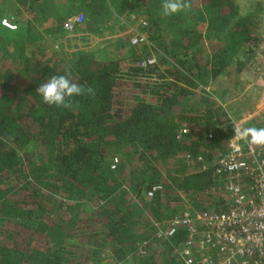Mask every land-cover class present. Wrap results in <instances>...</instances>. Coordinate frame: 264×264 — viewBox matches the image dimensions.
<instances>
[{"label": "trees", "instance_id": "obj_1", "mask_svg": "<svg viewBox=\"0 0 264 264\" xmlns=\"http://www.w3.org/2000/svg\"><path fill=\"white\" fill-rule=\"evenodd\" d=\"M84 1L92 14L106 17L108 0ZM36 2L34 15L44 14ZM109 2L116 17L134 12L154 17L145 30L159 25L163 1ZM190 3V21L181 31L158 27L163 53L144 66L83 52L71 61L32 52L19 71L0 74V264H181L173 252L183 246L184 227L164 238L156 223L186 206H224L211 162L236 127L219 99L194 88L206 83L204 74L216 78L232 73V65L236 72L243 67L233 46L253 40L244 34L255 16H241L236 0ZM2 25L0 33L9 34ZM220 36L223 43L212 41ZM139 45L127 54L138 57ZM159 64L170 81L159 82L165 77ZM132 69L146 70L158 83L137 79ZM68 72L95 95L73 97L71 109L44 103L37 87ZM31 142L35 151L23 147ZM198 154L206 167L197 170L186 158Z\"/></svg>", "mask_w": 264, "mask_h": 264}, {"label": "rangeland", "instance_id": "obj_2", "mask_svg": "<svg viewBox=\"0 0 264 264\" xmlns=\"http://www.w3.org/2000/svg\"><path fill=\"white\" fill-rule=\"evenodd\" d=\"M36 1L41 4L40 7H42L44 14L40 12L39 15H34L33 8L37 5ZM109 1L110 0H108V9L104 11L106 17L101 18L91 13L90 8L85 4L87 2L84 0H0V24L1 20L5 17H10L11 20H17L15 22V27H8V29H6L9 30V34L3 35L7 32L0 33V40L3 41V44L2 42L0 44V74L19 71L21 61L32 52L38 53V55L40 52H44L47 55L61 57L63 60L65 59L68 61L74 59L77 53L83 52L91 57H97L98 59L104 57L119 58L129 61L130 65L139 64L140 66H144V60L154 62L155 59L159 58L164 49L165 43L163 42L165 36L161 38H159L160 36L157 37L156 33L159 32L158 27L167 25L168 31L173 30V32L176 33L181 31L184 23L190 21L191 8L178 14L165 16L163 14L162 5L160 4L159 12L161 13V19L159 20V25H155L154 28L152 27V30H145L147 27L151 28L150 26L154 21L153 16L146 17L144 14L137 15L132 12L128 14L127 17H116V8ZM158 1L162 2L163 0H157V3ZM236 1L240 4L239 8H241V12H243V10L246 13L253 11L254 15L257 14V6L254 4L255 0ZM259 6L264 8V5ZM159 12H156V14H159ZM77 14L83 15L82 21L74 30L70 31L64 26L65 20L69 16ZM7 21L9 20L7 19ZM173 28H177L178 30L174 31ZM134 35L141 36V41L135 44L131 43V37ZM206 36L209 37L208 35ZM205 43L206 45L208 44L207 42ZM138 44H141L139 45L141 48L144 46L142 53H137L138 57L127 54V51H129L131 47H136L139 50ZM209 47L210 46L207 45V51L210 50ZM233 48L236 56H243L244 53L247 52L242 47V43L234 45ZM199 56L200 54L197 55V58ZM256 65L255 62H252L249 64L248 69L244 71L247 74L251 72L247 78V89L245 92L240 90L243 86L239 84L229 88L228 94L232 97V100L228 102V106L233 110H237L235 112L237 119H242L249 113L254 103V101L251 100L258 95L260 97L263 91L262 84L264 81V72L260 67H258L260 69L252 68ZM158 69L169 79L168 81L171 80L165 66L159 64ZM254 69L259 71V73H254ZM232 70L237 71L236 65L231 66L230 72H233ZM130 71L137 73L135 74L137 75L136 77H138L137 79L149 81L148 84L158 83L156 79L150 80V75H146L148 73H145L146 70L144 69H132ZM237 73L238 72H233V76H236ZM190 77L193 78V80H199L195 74H192ZM203 78L206 79V74H204ZM174 79L181 81L178 77ZM205 87L206 84L198 83L194 90L198 93H204L206 92ZM238 91L243 93L241 94L243 96L241 101L235 98L238 97V95H236ZM243 101L244 103L242 105ZM23 147L29 151H35L37 145L31 142ZM57 196L61 200H67L62 194H58ZM63 207L64 204L61 206V209ZM173 256L178 257L177 253L174 252Z\"/></svg>", "mask_w": 264, "mask_h": 264}, {"label": "built area", "instance_id": "obj_3", "mask_svg": "<svg viewBox=\"0 0 264 264\" xmlns=\"http://www.w3.org/2000/svg\"><path fill=\"white\" fill-rule=\"evenodd\" d=\"M83 15L69 16L65 27L72 31L82 21ZM1 23L9 28L16 25L3 18ZM134 35L131 43L141 41ZM260 101L264 104V81ZM227 138L226 144L214 149V174H217L225 193L224 206L196 210L183 208L179 215L156 223L157 236L167 238L180 226L186 237L180 250L175 251L181 264H264V146L242 141L239 126ZM181 131L186 127L181 126ZM187 160L198 169L205 168L202 155ZM118 157L110 160L114 167ZM153 189L147 191L152 195Z\"/></svg>", "mask_w": 264, "mask_h": 264}, {"label": "crops", "instance_id": "obj_4", "mask_svg": "<svg viewBox=\"0 0 264 264\" xmlns=\"http://www.w3.org/2000/svg\"><path fill=\"white\" fill-rule=\"evenodd\" d=\"M254 4L257 6L256 7L257 14L254 15L255 18L253 19L254 24H255L254 28L249 30L250 31L249 34H244V37H247L249 35V37L253 38V41L252 42L245 41L244 43H242V47L247 52L245 55L239 56L240 60L243 59L244 61L243 67L238 71L236 76H233V72H236V71H233L230 74L224 73L223 75H219L216 78L212 77L208 73L206 75V83H205L206 92L220 100L223 109L227 113V116L232 120L235 126H239L241 128L242 134L244 130L251 128V127H257V128L264 127V104L261 103L259 95L257 97H254L251 100V101H254L252 109L249 110V113L245 115L242 119H237L235 115V112L237 110H233L228 106V102L232 100V97L228 94L229 88H231V86L239 84L240 86H243L240 90H243L244 92L246 91L247 80H248L247 78L249 77L251 72L247 74L244 71L245 69H248L249 64H251L252 62H255L257 65L252 68H256V69L261 68L262 71L264 72V8L259 6V5H264V0H255ZM238 5L240 6L239 3ZM241 11H242L241 8H239V14L241 16H244L246 12L244 10L243 12ZM206 35L209 36V37L206 36L207 37L206 42L208 43V46H209L211 42L210 37L212 36L209 33H207ZM212 41L214 43H216V41L223 43L222 36H220L218 40L214 39ZM256 69H254L253 72L259 73V71H256ZM169 78L171 79V77ZM168 80L169 79L165 77L163 79H159V82L168 81ZM262 88H263V84H262ZM241 94H243L241 93V91H238L236 93L238 97H235V98H237V100L239 101L243 99V96ZM243 103L244 101L242 102V105ZM249 140L250 138L246 139L244 136L242 138L243 142L245 141L249 142Z\"/></svg>", "mask_w": 264, "mask_h": 264}, {"label": "clouds", "instance_id": "obj_5", "mask_svg": "<svg viewBox=\"0 0 264 264\" xmlns=\"http://www.w3.org/2000/svg\"><path fill=\"white\" fill-rule=\"evenodd\" d=\"M163 14L171 16L191 8L190 0H163ZM43 102L58 108L71 109L72 98L75 96L95 95V89L89 85L76 82L71 72L65 75H53L47 82L36 89ZM243 136L250 138L251 145L264 146V127H251L243 132Z\"/></svg>", "mask_w": 264, "mask_h": 264}]
</instances>
